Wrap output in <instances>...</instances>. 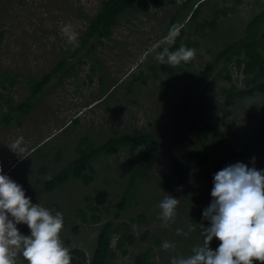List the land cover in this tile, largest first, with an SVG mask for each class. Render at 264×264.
<instances>
[{
	"label": "rangeland",
	"instance_id": "obj_1",
	"mask_svg": "<svg viewBox=\"0 0 264 264\" xmlns=\"http://www.w3.org/2000/svg\"><path fill=\"white\" fill-rule=\"evenodd\" d=\"M181 1L183 0H174L170 3L165 0L162 6L151 5L145 11H126L113 26L111 38L105 39L103 43H95L93 54L99 59L102 71L105 73L106 102L100 98L103 94L100 89L101 82L97 79L100 70L95 69L91 80L86 76L89 71L88 58V62L80 65L78 75L62 78L61 82H58V76H54L43 92L37 93L31 112L25 116L21 124L17 121L18 123L0 129V169H2L0 174L13 179L15 176H12L9 169L18 164L21 167L24 165L23 173L15 182L22 186L26 198H30L32 204L42 206L41 199L36 200L33 195L36 192L34 186L43 187L36 181L46 176L45 172L39 171V167L43 164L48 172L54 173L63 159L70 160L74 157L71 151L81 136L102 140L110 132H129L144 125L150 130L162 127L161 132L154 138L160 143V147L143 169V180L137 194L141 202L137 206L133 203L128 205L117 219H128L134 212L140 211L147 205L145 210L148 220L142 225H134L135 240L126 245L127 253H122L121 249H118L116 264H128L133 253L149 245L155 251L153 257L155 264H171L173 257L189 256V248H186V245L191 246L187 238L189 234L178 224L177 216H181L185 208L188 209L185 203H180V199L184 198L190 187L199 181L204 166L196 170L191 169L181 184L171 185L175 183V179L170 177V185L167 187L163 185L162 180L168 179L163 177V173L167 172L168 159L174 155H184V147L198 150L202 154L204 150L212 151L215 157L222 149L240 142L242 133L256 124L258 111L255 103L246 99L245 101L243 98L235 99L234 104L225 102L221 85L228 87L234 82L237 87H243V75L233 67L231 82L225 78H213L214 74L209 81L194 85L192 88L194 100L182 119L174 115L170 120L167 113L170 111V100L185 90L184 78L176 79L175 74L160 71L159 77L148 76L145 82L140 78L136 79L132 92L123 86L131 72L143 70L146 74L150 73V69H145L146 63H151L153 57H157L158 46L169 41L165 38L170 36H162L161 33ZM216 2V6L211 3L202 5L200 14L194 20L189 18V13H186L187 15L180 21L179 26L184 29L183 36L188 37V40L198 41L196 46L190 47L196 50L192 66L188 68L192 73L210 58L205 49L215 48L228 35L229 30L234 32L241 27L255 7L254 0L241 2L216 0ZM99 3L100 0H0V67L16 72L21 78L38 77L48 71L61 57L67 55V50L73 43L69 42L68 36L61 31L62 25L70 24L71 32L76 37L86 24L84 14L92 15ZM215 8L222 11L212 14ZM182 14L180 12L179 17ZM213 15L216 16L217 32L211 35L209 24L200 29L196 23L204 21L206 17L212 18ZM84 58L86 59L87 55ZM180 65L185 64L182 62ZM178 66L173 67L176 73L183 77L184 74L180 72ZM112 83L115 85L112 86ZM28 93V83L16 81L13 86L8 85L7 90L0 89V104L7 108L11 104L20 102ZM75 116L79 118V122H73ZM153 119L154 127L148 126L146 121ZM203 121H211L215 130V135L203 139L206 145L204 150L199 142H196L197 128L203 124ZM68 124L75 128L71 126L66 128ZM21 137L23 140L20 148L23 151L13 147ZM46 139H49L46 144L41 145ZM39 144L42 156L31 155L29 151L37 148ZM51 144L63 146L62 159L52 152L47 153ZM213 157L205 166L211 165ZM18 158H21L19 162L16 160ZM187 161L191 164L193 158L188 157ZM107 164L109 166H106ZM244 164L256 168L252 158ZM29 165L31 166L26 173V166ZM93 166L95 171H89L93 177L91 181L84 183L82 180L70 178L58 184L54 190H44L42 200L55 198L60 206L58 212H72L76 205L86 202L85 195L94 194V188H106L109 191L108 203L112 205L107 213L103 209L100 214L112 217L117 210L114 204L119 199L118 192L128 165L124 163L123 152L119 151L102 158L101 162L94 161ZM18 171L20 170L17 169L16 172ZM158 194H161L160 199H152L155 204L146 202V198ZM167 195L178 199L179 203L174 222H170L168 227H162L161 210L158 205ZM193 196V201L196 203L212 200L211 190L206 192L194 190ZM52 214L55 215L54 212ZM75 220L79 221V218ZM92 226L81 224L78 231L74 232L70 224L63 225L59 234L62 244L66 247L81 246L88 250L94 245L96 229ZM178 228L183 229L187 234L178 235L176 232ZM27 230L30 235V229ZM144 232L146 235L142 237L141 234ZM190 236L199 238L196 244H203V230H196ZM66 239H69V242ZM164 241L171 242L174 247L167 251L163 250ZM17 262L21 263L19 255L15 257V264Z\"/></svg>",
	"mask_w": 264,
	"mask_h": 264
},
{
	"label": "trees",
	"instance_id": "obj_2",
	"mask_svg": "<svg viewBox=\"0 0 264 264\" xmlns=\"http://www.w3.org/2000/svg\"><path fill=\"white\" fill-rule=\"evenodd\" d=\"M165 0H100L99 6L92 15H85L84 18L86 24L81 33L76 36L71 48L67 50V55L61 57L48 71L43 72L38 77L27 76L21 78L16 72L6 68L0 67V89L7 90L8 85L13 86L16 81H26L29 85V93L20 102L11 104L4 107L0 104V129L1 127L8 126L12 123H22V120L31 112V107L37 93L43 92L47 84L53 79L54 76H58V82L62 81V78L78 75V69L80 65L88 62L90 59L89 71L87 77L91 80V75L95 73V69L98 68L100 73L98 74V81L101 82V91L103 92L100 97L106 102L107 97L105 93V73L102 71L99 59L93 54L94 45L96 42L103 43L105 39H109L112 36L113 26H115L119 19L126 11L131 10H143L148 7L162 6ZM174 2V0H166ZM241 2L242 0H235ZM216 6V0H183L177 5L175 13L171 16L169 22L163 27L162 36L169 35L170 33H176L177 35L169 41H165L162 46H158V55L164 48H168L169 51L177 50L181 45H186L188 48L196 46L198 41L188 40V37H184V29L179 26L182 18L189 13V18H194L200 14L201 7L204 4ZM255 7L252 8L247 19L243 21L241 27H238L236 31H228L215 48L205 49L206 53H209L210 58L205 60L201 64L196 72L192 73L188 68L192 66V60L184 63V66H178L180 72L184 74L183 77L179 76L173 66L167 63H159L157 57H153L151 63H146L145 69H150V73L146 74V71L139 70L135 73L131 72L125 83L124 87L129 91H133L134 81L141 79L145 82L148 76H160V71L175 74L176 79L184 78L183 86L185 90L183 93L178 94L170 100V111L167 113L169 119L174 115H178L180 119L188 112L190 106L194 100V93L192 88L199 84L209 81L213 78H225L231 82L232 67L234 70H238L243 75V87H237L234 82L230 83L228 87L221 85L220 89L222 94L225 95L226 104H234L235 99L243 98L244 100L252 101L256 104L257 119L256 124L249 127L241 135L240 142L228 146L226 149H222L219 154L213 157L212 151H205L206 145L203 139L207 136L215 135L214 125L211 121H203L202 125L197 128L196 142H199L200 147L204 150L203 154L198 150H190L186 147L183 148L184 155H174L168 159L167 172L163 173V177L168 179L162 180L163 185L169 187V178H174L175 183L181 184L190 173L191 169L196 170L204 166L200 172V179L197 183L191 186L186 192L185 197L180 199V203H185L188 209L185 208L182 211L181 216H177V222L180 224L187 233L194 234L196 230H203L210 227V221L205 220L202 216L203 211L210 205V202L193 201V191H210L213 187L214 174L226 166L235 164L237 162L246 163L249 159L255 157V166L257 170H264V1L254 0ZM195 5V7H193ZM187 10V11H186ZM222 10L215 8L212 10V14H217ZM180 12L183 14L179 17ZM225 14V12H223ZM216 16L212 18H204V21H199L196 24L203 28L204 25L209 24V32L214 35L217 32L216 28ZM126 20V19H125ZM189 33V32H188ZM206 34V32H202ZM208 34V33H207ZM85 49V50H84ZM87 55V58L84 57ZM201 56V54H199ZM149 59V58H148ZM233 62V63H232ZM157 65V66H156ZM175 72V73H174ZM144 73V74H143ZM164 80V79H162ZM104 83V85H102ZM115 84L112 83V86ZM256 91V92H255ZM253 94V95H252ZM126 95V94H125ZM37 100H40L37 98ZM8 105V104H7ZM158 105V104H157ZM177 113V114H176ZM173 115V116H172ZM170 119V120H171ZM179 119V120H180ZM73 122H79L78 117H74ZM178 120V121H179ZM18 121V122H17ZM148 126L155 124L153 120H147ZM71 124L66 125V128ZM75 128L74 126H71ZM65 128V129H66ZM161 127L152 128L142 126L139 129H133L129 132L122 131L121 133H108L102 140H95L88 138L87 136H81L78 142L75 144L70 160L63 159L62 164L56 167L54 173L48 172L45 165L39 167L40 172H45L44 179H38L36 183H41L43 187L34 186L36 200L41 199L42 207H45L56 213L60 210V206L55 198H48L46 201L42 200L43 191L54 190V188L70 178L82 180L84 183H88L93 178L89 171H95L93 162L96 160L102 161V158H106L108 155L122 151L124 155V163L127 164V171L124 173L122 184L120 185V191L118 192L119 199L114 204L117 210L113 213L112 217L102 216L101 210H105L107 213L112 203H108L109 191L106 188H94L93 195H85L84 204H78L73 208L72 212H62L63 225L70 224L72 231H78L81 224L93 225L96 233L94 234V245L88 250L81 246L66 247L70 251L72 257L71 264H116L115 258L117 256L118 249H121L122 253H127L128 244L135 240L133 234L134 225H142L147 222L148 206L145 205L140 211L134 212L128 219L117 220L121 212L125 210L128 205H139L141 198H137L139 185L143 180V169L149 164L153 155L158 151L160 143L154 140L155 136L161 132ZM46 139L41 145L46 144ZM51 140H54V138ZM41 145L37 148L29 151L31 155L37 154L42 156ZM212 148V147H210ZM61 149L63 146L50 145L49 152L62 159ZM22 154V153H21ZM188 157L193 158V163L189 164ZM213 157L211 165L205 166L209 159ZM18 162L21 158L16 159ZM31 161V159H30ZM18 162L16 164H18ZM34 162V161H33ZM31 163V162H30ZM26 166V173L28 168ZM106 166H109L108 164ZM248 167H251L247 165ZM24 167V165L22 166ZM21 166L16 165L9 170L14 177L15 181L23 173ZM19 169L20 171L16 172ZM17 173L18 175H16ZM29 173V172H28ZM161 194L151 195V198H146L147 203H154L152 200L160 199ZM159 201V200H158ZM186 211V212H185ZM79 221L75 220L78 219ZM176 218V217H175ZM117 220V221H116ZM171 224V223H170ZM194 226V231H189L188 226ZM172 226V225H171ZM19 232L23 235H28V227L25 224H18ZM197 228V229H196ZM145 232L141 236H145ZM188 238V242L191 246L188 249V254H192V248L197 246V240L199 238ZM186 238V240H187ZM190 239V240H189ZM69 242V239H66ZM220 244V241L216 238L210 242L211 250L215 251ZM191 247V248H190ZM185 249V248H183ZM191 249V250H190ZM21 263L28 264L23 258L22 254H18ZM155 251L151 245L146 246L144 249L139 250L131 255L128 264H155L154 260ZM253 264H261L260 261H253Z\"/></svg>",
	"mask_w": 264,
	"mask_h": 264
},
{
	"label": "clouds",
	"instance_id": "obj_3",
	"mask_svg": "<svg viewBox=\"0 0 264 264\" xmlns=\"http://www.w3.org/2000/svg\"><path fill=\"white\" fill-rule=\"evenodd\" d=\"M61 31L69 42L75 41L70 24L62 25ZM176 35L170 33L165 39ZM195 54L194 48L181 45L175 51L164 48L157 60L178 66L192 60ZM22 140L17 139L13 147L23 151ZM252 159L254 162L255 157ZM211 197L210 205L202 213L210 221V227L200 225L203 244L194 246L187 257H173L171 264H253L254 260L264 264V170L241 162L224 167L214 174ZM178 203L171 195L159 202L162 227L174 222ZM21 223L27 225L30 235L19 232L17 225ZM62 228V213L53 215L51 210L32 204L22 186L0 174V264H15L18 254L28 264H71L70 251L60 239ZM188 228L195 230L192 225ZM176 232L187 234L180 228ZM213 238L220 241L215 251L210 248ZM173 247L169 241L162 243L165 251Z\"/></svg>",
	"mask_w": 264,
	"mask_h": 264
},
{
	"label": "bare ground",
	"instance_id": "obj_4",
	"mask_svg": "<svg viewBox=\"0 0 264 264\" xmlns=\"http://www.w3.org/2000/svg\"><path fill=\"white\" fill-rule=\"evenodd\" d=\"M85 50V49H84ZM196 55V54H195ZM233 63V62H232ZM157 66V65H156ZM117 86V85H116ZM256 92V91H255ZM253 95V94H252ZM107 96V95H106ZM246 101V100H245ZM252 102V101H251ZM97 104V103H96ZM53 109V108H52ZM91 109V108H90ZM177 114V113H176ZM173 116V115H172ZM59 118V117H58ZM171 119V118H170ZM162 128V127H161ZM184 152V151H183ZM200 194V193H199ZM186 212V211H185ZM171 241V240H170ZM176 247V246H175Z\"/></svg>",
	"mask_w": 264,
	"mask_h": 264
}]
</instances>
